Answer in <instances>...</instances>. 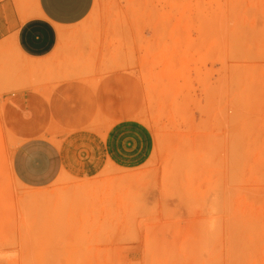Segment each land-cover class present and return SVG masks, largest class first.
Masks as SVG:
<instances>
[{"label": "rangeland", "instance_id": "374dc122", "mask_svg": "<svg viewBox=\"0 0 264 264\" xmlns=\"http://www.w3.org/2000/svg\"><path fill=\"white\" fill-rule=\"evenodd\" d=\"M82 28L138 79L154 149L134 169L18 184L3 96L20 74L2 60L0 264H264V0H94Z\"/></svg>", "mask_w": 264, "mask_h": 264}, {"label": "crops", "instance_id": "0c3cea01", "mask_svg": "<svg viewBox=\"0 0 264 264\" xmlns=\"http://www.w3.org/2000/svg\"><path fill=\"white\" fill-rule=\"evenodd\" d=\"M93 3L0 0V62L9 58L4 66L20 74L3 96V121L19 138L10 170L23 186L44 188L62 173L86 179L107 165L134 169L154 149L133 116L141 104L135 74L105 63L107 52L93 51L83 31Z\"/></svg>", "mask_w": 264, "mask_h": 264}, {"label": "bare ground", "instance_id": "6f19581e", "mask_svg": "<svg viewBox=\"0 0 264 264\" xmlns=\"http://www.w3.org/2000/svg\"><path fill=\"white\" fill-rule=\"evenodd\" d=\"M94 40V39H93ZM83 185H81V186H76V187H74V189L73 190H75V191H78V190H81L83 187H82ZM42 194H36V193H34V194H30L29 195V197H30V199H32V200H39V199H41L42 198ZM43 199V198H42ZM43 201V200H42ZM37 203V202H36ZM42 203V202H41ZM40 203V204H41ZM43 203L45 204L46 202L45 201H43Z\"/></svg>", "mask_w": 264, "mask_h": 264}]
</instances>
